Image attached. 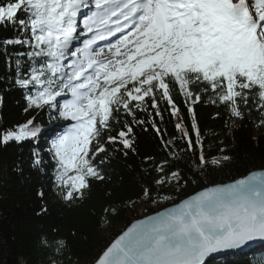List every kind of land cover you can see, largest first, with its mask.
I'll list each match as a JSON object with an SVG mask.
<instances>
[{
    "label": "snow or ice",
    "instance_id": "1",
    "mask_svg": "<svg viewBox=\"0 0 264 264\" xmlns=\"http://www.w3.org/2000/svg\"><path fill=\"white\" fill-rule=\"evenodd\" d=\"M85 8L88 0H0V28L16 33L0 46L8 60L10 46L31 49L18 54L31 60L27 70L15 59L13 81L27 92L24 112L38 113L0 125V146L38 141L36 121L46 111L71 121L45 153L54 162L53 189L62 203L71 207L88 197L93 181L105 182L109 148L125 157L137 154L135 127L147 123L140 115L148 109L160 154L143 158L155 176L141 191L156 204L153 192L170 201L164 192L196 183L176 166L181 156L194 157L188 168L193 175L234 159L223 140L219 155L205 151L198 105L217 108L215 119L223 118L221 109L227 114L221 132L226 138L237 122L253 116L264 130V0H95L90 15ZM177 97H183V108ZM161 101L170 107L162 109ZM164 111L179 120L174 125L179 137L163 138L155 118ZM114 123L119 131L107 135ZM32 156L39 168L41 150L35 148ZM40 195L43 199V191ZM48 214L41 205L37 215ZM255 239H264V167L227 184L204 186L133 223L94 264H205L211 253ZM66 251L67 240L54 230L41 239L39 264H63Z\"/></svg>",
    "mask_w": 264,
    "mask_h": 264
},
{
    "label": "trees",
    "instance_id": "2",
    "mask_svg": "<svg viewBox=\"0 0 264 264\" xmlns=\"http://www.w3.org/2000/svg\"><path fill=\"white\" fill-rule=\"evenodd\" d=\"M15 34L14 30L0 28V41ZM30 50L27 45L10 46L7 53L12 59L8 60L4 48L0 46V95L4 96V103L0 106V125L11 126L24 122L31 115H38L24 112L27 92L15 86L13 81L15 59L21 60L22 71L27 70L31 60L18 54ZM177 102L184 107L183 97H177ZM160 106L162 109L170 107L163 101ZM151 111L148 109L147 113L142 112L140 119H146L147 123L143 127H135L137 154L129 152L125 157L121 152H112L109 148L111 159L106 164L105 182L93 181L88 197L71 207L62 203L55 195L54 162L49 154H45L49 148V138L48 134L41 135L45 129L51 131V127H59L60 119L54 118V111L39 114L36 121L41 127L38 141L0 146V264H39L42 259L41 239L50 236L54 230L60 238L68 242V251L60 257L63 264H93L110 242L143 213L156 212L203 189L204 186L229 182L248 171L264 167V130L257 128L255 116L242 123L237 122L226 138L221 132L228 120L227 114L221 109L223 118L215 119L217 108L208 104L198 105L205 151L213 156L219 155L217 148L224 146L219 143L223 140L234 159L222 169L210 168L207 174L193 175L188 168L192 166L194 157L181 156L176 166L196 183L186 185L182 191L164 192L163 195L173 197L170 201L161 199L153 192V196L160 202L152 203L141 191L155 176V173L149 172L152 165L143 164V158L146 155L160 154V140L150 127L153 120ZM121 119H124L123 115ZM155 119L158 127L164 130V139L171 140L181 135L174 127L179 120L170 116L168 111L163 112L162 118ZM190 122L189 119L187 123ZM120 127L119 123H114V131L107 135L115 134ZM35 148L41 150L44 160L39 168L32 164V152ZM41 191L44 193L43 199ZM162 202L165 204L161 205ZM43 204L48 206L49 214L37 215ZM152 204L156 207L151 208ZM110 205L116 211L105 213L104 210ZM208 264H264V247L248 255H233Z\"/></svg>",
    "mask_w": 264,
    "mask_h": 264
},
{
    "label": "water",
    "instance_id": "3",
    "mask_svg": "<svg viewBox=\"0 0 264 264\" xmlns=\"http://www.w3.org/2000/svg\"><path fill=\"white\" fill-rule=\"evenodd\" d=\"M257 170H260V169H257ZM240 178V177H239ZM232 181H229V182H225L223 184H227V183H230ZM217 184H222V183H217ZM213 185V184H212ZM210 185V186H212ZM202 190V189H201ZM200 191V190H199ZM196 193V192H195ZM195 193L191 194V195H194ZM190 196V195H189ZM187 197L183 198V199H187ZM181 201V200H180ZM180 201L176 202V203H179ZM173 206V204L171 205H168L156 212H152V213H149V214H146L142 217H139L135 220H133L122 232L126 231L128 227H130L133 223L139 221V220H145L146 218L148 217H155L158 213H161L163 211H165L166 209H169ZM122 232L120 234H118L111 242L110 244L115 241L119 235L122 234ZM109 244V245H110ZM108 245V246H109ZM264 245V239H255V240H252V241H249L247 242L245 245L241 246L240 248H237V249H225V250H219L217 252H214V253H211L208 257H206V260H205V264H207L208 262L210 261H213L215 259H218L220 257H223V256H227V255H231V254H237V253H243V252H247L249 250H252L254 248H257V247H260V246H263ZM94 264V263H93Z\"/></svg>",
    "mask_w": 264,
    "mask_h": 264
},
{
    "label": "rangeland",
    "instance_id": "4",
    "mask_svg": "<svg viewBox=\"0 0 264 264\" xmlns=\"http://www.w3.org/2000/svg\"><path fill=\"white\" fill-rule=\"evenodd\" d=\"M164 204H165V202H162V203H161V205H164ZM150 207H151V208H154V207H156V206H155V204H152V205H150ZM143 215H145V214H142L141 216H143Z\"/></svg>",
    "mask_w": 264,
    "mask_h": 264
},
{
    "label": "bare ground",
    "instance_id": "5",
    "mask_svg": "<svg viewBox=\"0 0 264 264\" xmlns=\"http://www.w3.org/2000/svg\"><path fill=\"white\" fill-rule=\"evenodd\" d=\"M248 254H251V251L247 252V255H248Z\"/></svg>",
    "mask_w": 264,
    "mask_h": 264
}]
</instances>
